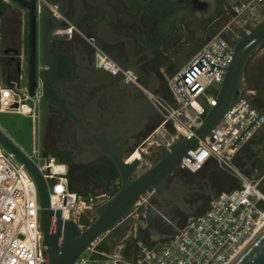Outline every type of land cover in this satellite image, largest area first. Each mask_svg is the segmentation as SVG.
<instances>
[{
    "label": "flooded vegetation",
    "instance_id": "obj_1",
    "mask_svg": "<svg viewBox=\"0 0 264 264\" xmlns=\"http://www.w3.org/2000/svg\"><path fill=\"white\" fill-rule=\"evenodd\" d=\"M241 1L244 0H36L35 90L39 88L41 94L42 149L65 163L67 175L82 172L92 181L101 176L107 181L115 174L119 176L106 154L83 161L96 145L88 137H80L82 128L66 111L81 116L88 126L94 127L93 123L104 119L103 124H107V114L113 106L118 107L109 84L87 79L92 67L102 69L96 65V54L107 55L132 69L149 91L168 97L166 78L174 71L177 56H192L228 24L236 35L240 29H246L242 19H237L245 15L244 11L238 13L235 9ZM24 11L27 21L16 34L17 45L3 47L0 55L6 77L27 83L29 14L26 8ZM226 36L234 43L232 37ZM69 58L71 69L66 75L63 65ZM121 83L124 98L129 95L133 101L140 99L139 93L131 88L132 83ZM243 83L250 100L264 109V42L247 59ZM251 90L256 93L250 94ZM160 121V114L150 113L142 125L134 127L124 151L140 152L146 147L149 157L156 155L150 149V136ZM256 155L244 150L237 164L249 173ZM223 177V170L208 162L196 172L180 165L165 179L168 194L181 192L185 200L182 205L168 200L172 203L171 216L178 225L206 210ZM150 201L158 204L153 195ZM134 222L121 253H127L136 238L165 239L173 233V226L151 207Z\"/></svg>",
    "mask_w": 264,
    "mask_h": 264
},
{
    "label": "built area",
    "instance_id": "obj_2",
    "mask_svg": "<svg viewBox=\"0 0 264 264\" xmlns=\"http://www.w3.org/2000/svg\"><path fill=\"white\" fill-rule=\"evenodd\" d=\"M235 9L238 13L249 12V16L242 18L243 24L254 25L264 19V0H244ZM230 28L232 26L228 24L208 38L169 77L172 100L149 91L132 69L122 68L107 55L96 54L95 62L111 74L120 73L121 81L137 86L152 102L159 111L161 121L150 136L151 141L168 146L177 136H191V128L198 127L207 110L216 105L217 94L206 95V91L213 83H219L221 87L226 67L232 60L234 43L226 36ZM40 97L39 88L35 90L34 96L29 94L27 83L13 81L0 84V112L31 118L35 140L33 155L36 161L24 153L47 182L50 207L58 210L63 219L77 221L83 212L80 195L69 187L65 163L46 153L39 143ZM169 121L173 123L178 135L165 139L158 131L165 128ZM262 127L264 115L258 117L247 100H238L224 113L218 125L199 139L198 147L188 151L189 156H184L180 164L196 172L208 162H213L219 169L233 176L238 185L219 190L213 196L209 209L185 224L173 225L174 231L167 238L154 242L136 238L128 257L120 251L109 253L103 250L102 235L87 246L75 264H229L264 224V194L258 188L264 179V169L257 177L251 178L233 161L253 133ZM143 194L140 197L143 203L152 208V192ZM40 209L33 176L0 142V264L45 263Z\"/></svg>",
    "mask_w": 264,
    "mask_h": 264
},
{
    "label": "water",
    "instance_id": "obj_3",
    "mask_svg": "<svg viewBox=\"0 0 264 264\" xmlns=\"http://www.w3.org/2000/svg\"><path fill=\"white\" fill-rule=\"evenodd\" d=\"M13 1L26 8L29 14L27 87L29 94L34 96L37 48L36 0ZM227 34L233 38L234 52L217 93L216 105L207 110L198 127L191 128L193 132L191 136H177L168 146L162 142L150 144V149L156 152L159 158L136 176L133 174L141 165V158H130L132 153L124 151V148L128 146L130 137L135 132L134 127L142 125L150 113L159 114V111L137 86L131 84V88L140 95L137 101V111L136 104H129V101L123 97L120 73L111 74L104 69L92 67L87 79H90L92 83L109 84L118 107L113 106L112 111L107 114V124H103L104 119L93 123L94 127L88 126L81 116L69 110L66 111L72 121L82 128L83 134L80 137H88L96 145L92 147V153L83 158V161L88 162L100 154H106L118 170L120 185L109 198L89 211L90 220L85 212L79 215L77 221L63 219L58 210L50 207L45 178L28 156L0 128V142L26 166L37 186L41 208L40 224L44 235L43 248L46 254L44 264H75L77 257L95 238L108 233L135 208L139 198L145 192H152L157 199L158 204L154 203L152 207L154 210L172 226L178 224L171 216L170 206L173 202L184 204L183 193L168 194L165 179L180 166L184 156H189V150H195L198 147L199 139L215 128L224 113L238 100H247L250 107L257 112L258 117L264 115V109L257 106L247 96L243 83L247 59L264 42V19L254 25L247 24L246 29H240L237 35L230 30ZM49 64L52 65L51 62ZM120 66L128 68L122 64ZM70 69L71 60L69 58L63 65V73L69 75ZM43 85L45 87V83ZM252 125L253 123L249 127ZM238 141L239 139L234 145ZM256 165L258 170L264 166L260 161H257ZM168 200H172V203H168ZM209 208L210 203L206 206V209ZM229 264H264V224Z\"/></svg>",
    "mask_w": 264,
    "mask_h": 264
},
{
    "label": "rangeland",
    "instance_id": "obj_4",
    "mask_svg": "<svg viewBox=\"0 0 264 264\" xmlns=\"http://www.w3.org/2000/svg\"><path fill=\"white\" fill-rule=\"evenodd\" d=\"M0 7H2V12H0V52L3 47H7L10 45H17V35L19 31L22 30L24 22L27 21V14L24 11V8L13 0H0ZM240 3L237 4V6ZM236 7V6H235ZM25 12V13H24ZM242 12V11H241ZM245 15H240L237 17L241 21L244 16H249L248 11H244ZM242 17V18H241ZM243 23V21H242ZM1 54V53H0ZM177 64L173 70H176L179 66L186 63L192 56L191 54H185L181 56H177ZM190 57V58H189ZM3 57L0 55V84L5 85L6 83H12L13 81H17L13 77L7 78L4 74L3 70ZM175 72L167 75V84L169 77ZM169 86V85H168ZM220 87L219 83H213L211 88L206 91V95H214L217 94L218 89ZM170 90V89H169ZM256 93L255 90H251L250 94ZM167 99L172 100V95L167 97ZM30 103V101H28ZM0 128L3 132L29 157H31L34 161L36 158L33 155V148L35 144L34 133L32 129V121L28 116H24L17 113H7L0 112ZM161 136L165 139L170 138V136L178 135L173 123L169 121L165 128H161L160 131ZM244 150H250L257 153V159L255 164L252 166V170L247 173L244 171V168L239 166L237 162H240V156L244 154ZM239 152V151H238ZM141 154V165L137 168L133 176L138 175L143 170L150 167L157 159L159 155H153L149 157L146 153V147H143V150L140 152ZM234 164L240 168L247 176L251 178H255L258 174L264 169V166L261 170H256L255 165L257 161H260L264 164V127L255 131L252 137L242 146L240 149V154H236L234 157ZM257 166V165H256ZM226 174H229L226 171H223ZM230 175V174H229ZM226 179L220 182L219 190H227L230 189L231 186L235 185L236 182L233 179ZM106 180V179H105ZM94 182H90L91 189L86 194H79L81 201V210L89 216V211L100 204L107 198H109L119 187L120 179L117 174L112 180L108 182H100L99 185L94 186ZM93 186V187H92ZM259 190L264 194V179L259 185ZM218 190V191H219ZM217 191V192H218ZM216 192V193H217ZM145 197V194H143ZM151 198V197H150ZM149 208L148 205L143 203L142 198L139 199V202L135 206V208L113 229H111L108 233L104 234L102 237L101 248L109 253H117L124 246L126 242V236L129 235L127 232L129 231V227L135 223L134 220L139 214H143ZM89 216V220H90ZM136 226V224H134ZM87 256V253L85 254Z\"/></svg>",
    "mask_w": 264,
    "mask_h": 264
},
{
    "label": "trees",
    "instance_id": "obj_5",
    "mask_svg": "<svg viewBox=\"0 0 264 264\" xmlns=\"http://www.w3.org/2000/svg\"><path fill=\"white\" fill-rule=\"evenodd\" d=\"M0 5L2 6L1 3ZM0 12H2V7H0ZM67 177H68L69 187L72 191H75L78 194H86L91 189L89 185L92 179L89 178L85 173L82 172L69 173ZM231 178H232L231 175L224 173V177L222 181ZM107 179L108 178H106L105 180L103 176L98 177L96 178L95 181H93L94 182L93 185L94 186L99 185L100 182H104V181L108 182ZM233 179L235 180L236 184L231 186V188H234L238 185V181L235 178Z\"/></svg>",
    "mask_w": 264,
    "mask_h": 264
},
{
    "label": "crops",
    "instance_id": "obj_6",
    "mask_svg": "<svg viewBox=\"0 0 264 264\" xmlns=\"http://www.w3.org/2000/svg\"><path fill=\"white\" fill-rule=\"evenodd\" d=\"M184 64H185V63H184ZM184 64H183V65H184ZM183 65L179 66V67H178L176 70H174L173 72H176V71H177L178 69H180ZM173 72H172V73H173ZM126 98L128 99L129 104H134V103L136 104L135 107H136V109H137V111H138V108H137V101H133V99H132L129 95H128ZM157 240H160V239H154V238H153V239L149 240L148 242H154V241H157ZM146 241H147V240H146ZM130 252H131V251L129 250L127 253H123L122 255L128 257V256L130 255Z\"/></svg>",
    "mask_w": 264,
    "mask_h": 264
},
{
    "label": "bare ground",
    "instance_id": "obj_7",
    "mask_svg": "<svg viewBox=\"0 0 264 264\" xmlns=\"http://www.w3.org/2000/svg\"><path fill=\"white\" fill-rule=\"evenodd\" d=\"M195 104L197 105V102H195ZM180 129H181L182 131H184V129H183L182 127H180ZM140 157H141V155H140L139 150H135V151L132 153V155H131L130 158H140ZM55 168L59 169L58 166H55Z\"/></svg>",
    "mask_w": 264,
    "mask_h": 264
}]
</instances>
